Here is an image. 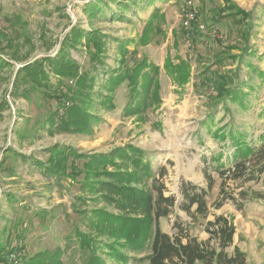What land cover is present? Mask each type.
Listing matches in <instances>:
<instances>
[{
  "label": "rangeland",
  "instance_id": "rangeland-1",
  "mask_svg": "<svg viewBox=\"0 0 264 264\" xmlns=\"http://www.w3.org/2000/svg\"><path fill=\"white\" fill-rule=\"evenodd\" d=\"M90 1L0 0V54L10 62L0 68V240L6 241L9 237L10 247H22V250L14 251L17 254L13 260L9 254V261L22 264L24 257L59 249L62 251V264H84L75 230L79 228L91 233L86 230L87 224L91 223V211L104 204L77 199L82 195L79 185L83 175H78L76 180L47 176L33 163V159L45 161L49 149L55 145L71 146L78 152L91 154L132 143L151 151L155 163L168 167L165 182L169 193L176 194L179 199L182 180L207 187L206 171L214 180L206 197L208 215L197 214L194 218L192 214L177 209L169 218L162 220L165 231L173 234V223L179 219L190 234L204 240L209 237L205 229L207 221L222 213L232 218L236 227L229 251L232 252L237 245L245 252L248 264H264V174L239 187L232 180L228 181L225 189L239 200L241 209L230 199L218 209L214 203L221 195L222 179L217 170L220 163L209 164L212 155L219 153L223 155L221 162L223 158L231 162L234 151L230 137L224 139L214 134L216 129L222 128L226 133L230 129L239 130L246 133L248 140H253L255 147L261 143L260 135L264 133V76L255 74L247 62L264 72V0H232L240 8L254 10L253 20H242L238 16L235 19L237 23L231 19H218L224 0L156 1L163 18L156 19L155 23H159L162 31L153 32L147 44L140 42V36L153 4L143 5L138 0V4L131 3L128 9L120 10L114 1L104 0L110 6L105 11L106 16L91 23L85 11ZM190 5L196 10L200 25V34L195 40L181 29ZM113 11L119 18L112 17ZM73 26L100 28L111 37L129 41V49H137V53L129 55L131 64L135 57L147 56L159 65L160 106L150 108L145 116L124 114L129 92L128 87L122 84L117 89L113 111L92 109L101 118L94 123L91 133L50 134L44 121L50 112L56 110V100L40 91L32 93L29 98H17L12 95L13 83L24 63L44 55L54 56ZM241 27L250 29L249 45L244 43ZM175 38L178 39V47L174 45ZM234 43L239 48H233L232 52L238 53V58L233 62L226 60L222 70L233 71L231 84L238 85L247 93L248 107L241 106L238 101L213 99L216 93L211 84L203 80L206 65L212 64L224 45ZM109 46L107 62L116 66L117 44L111 41ZM77 47L70 48L71 55L82 66H88L84 46ZM169 54L175 62L178 59L176 54L191 60L192 73L188 82L178 84L168 77L163 64ZM219 67L213 65L211 69ZM239 80H245L247 84L243 85ZM52 81L55 83L56 80L53 78ZM77 163L82 166V160H77ZM242 191L247 194L240 195ZM195 208L193 206L192 211ZM96 238L97 252L108 264H118L105 245L113 239ZM148 252L145 249L127 253L139 259ZM128 262L146 264L131 259Z\"/></svg>",
  "mask_w": 264,
  "mask_h": 264
},
{
  "label": "trees",
  "instance_id": "trees-1",
  "mask_svg": "<svg viewBox=\"0 0 264 264\" xmlns=\"http://www.w3.org/2000/svg\"><path fill=\"white\" fill-rule=\"evenodd\" d=\"M112 1L118 4L120 10L128 9L131 3L138 4V0ZM140 1L143 5H154L140 36V42L147 44L153 32L162 31V27L155 23V20L163 18V14L156 5V1L160 0ZM106 2L92 0L85 6L91 23L94 19L106 16L105 11L110 7ZM253 11L240 8L232 0H224L218 19H231L233 23H237L235 19L241 16L242 20H253ZM112 17L119 18L115 11L112 12ZM197 21H193L188 27L183 24L181 28L193 40L200 34ZM242 36L245 45H249L250 29H242ZM111 41L117 44L114 57L116 66L107 62ZM127 42L129 41L107 35L100 28L84 29L73 26L54 56L37 57L19 67L12 95L17 98H29L32 93L40 91L44 96L56 100V110L50 112L44 121L50 134L91 133L94 123L101 118L92 109L113 111L116 108L117 89L122 84L128 87L129 92L124 114L145 116L147 110L159 107L162 102L160 66L151 62L147 56L135 57L131 64L129 55L137 53V49L130 50ZM1 43L0 37V49ZM78 45L84 46L86 50L88 66H82L69 51L72 47L78 48ZM174 45H179L177 38ZM236 46L238 44H227L220 49L212 64L206 65L203 80L211 84L216 93L212 96L213 99L238 101L241 106L248 107L247 93L238 85L231 84L233 71L222 70L226 60H237L238 53L232 52L233 48H239ZM175 56L178 58L177 62L173 61L169 54L163 66L169 78L178 84H184L189 81L192 73L191 60L182 55ZM247 63L252 66L255 74L264 76L263 71L256 69L250 62ZM6 64L10 62L0 54V68ZM213 65H219L221 69H211ZM240 82L247 84L245 80ZM213 116L214 114L211 115L212 118ZM214 134L224 139L229 136L234 147L231 162L228 164L221 162L222 153L213 154L209 161V164L220 163L217 170L222 179L221 195L214 206L220 209L224 202L230 199L241 209L239 200L229 194L225 187L230 180L238 187L244 186L249 181L257 180L264 172V133L260 135L261 143L258 147L253 145V140L246 138L245 132L239 130L230 129V132L226 133L220 128L216 129ZM25 156L21 154V157ZM153 156L151 151L127 143L108 152L91 154L78 152L71 146L55 145L49 149V156L45 161L33 159V163L42 168L47 176L58 179L70 177L76 180L78 175H83L79 185L82 195L77 199L104 203L91 211V223L87 224L86 229L91 233L79 228L75 230L79 247L83 251L84 264H108L97 252L96 237L113 239L105 242V245L118 264H129L130 259L146 264H248L245 252L237 245L232 252L229 251L235 239L236 227L233 219L225 214L217 213L214 219L207 221L205 229L209 237L204 240L190 234L179 219L173 223V234L163 229L162 220L169 218L177 209L186 211L193 217L197 214L206 217L209 213L206 197L213 187L214 180L207 171V187L182 180L179 199L176 194L169 193L165 182L168 167L155 163ZM77 160H82V166ZM246 194L240 192L242 196ZM193 206H196L194 211ZM10 242L9 237L6 241L0 240V264H12L9 254L22 250V247H10ZM145 249H148V254L139 259L127 253H138ZM61 255L62 251L59 249L43 251L24 257L22 264H62Z\"/></svg>",
  "mask_w": 264,
  "mask_h": 264
},
{
  "label": "built area",
  "instance_id": "built-area-1",
  "mask_svg": "<svg viewBox=\"0 0 264 264\" xmlns=\"http://www.w3.org/2000/svg\"><path fill=\"white\" fill-rule=\"evenodd\" d=\"M190 7V9H188V10H186V13H185V18H184V21H183V23H184V25L185 26H189V24L190 23H192L193 21H197L198 19H197V13H196V11L193 9V6L192 5H190L189 6ZM201 26H203V25H201ZM16 254L17 253H11V260H13L14 258H16Z\"/></svg>",
  "mask_w": 264,
  "mask_h": 264
},
{
  "label": "crops",
  "instance_id": "crops-1",
  "mask_svg": "<svg viewBox=\"0 0 264 264\" xmlns=\"http://www.w3.org/2000/svg\"><path fill=\"white\" fill-rule=\"evenodd\" d=\"M263 23V22H262ZM222 162H224L225 164H228V162L223 158V161ZM262 174H264V172L262 173ZM247 185V184H246Z\"/></svg>",
  "mask_w": 264,
  "mask_h": 264
}]
</instances>
